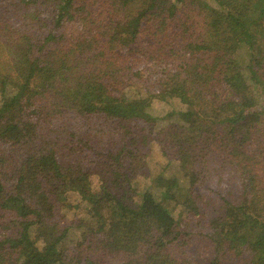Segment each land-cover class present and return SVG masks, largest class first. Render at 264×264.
Here are the masks:
<instances>
[{
	"label": "trees",
	"instance_id": "1",
	"mask_svg": "<svg viewBox=\"0 0 264 264\" xmlns=\"http://www.w3.org/2000/svg\"><path fill=\"white\" fill-rule=\"evenodd\" d=\"M220 254L264 264V0H0V264Z\"/></svg>",
	"mask_w": 264,
	"mask_h": 264
},
{
	"label": "rangeland",
	"instance_id": "2",
	"mask_svg": "<svg viewBox=\"0 0 264 264\" xmlns=\"http://www.w3.org/2000/svg\"><path fill=\"white\" fill-rule=\"evenodd\" d=\"M176 105H177V103H176ZM160 106H162V103L160 105H157V104L154 105V108L152 107L153 108V114L157 115L159 118H163V117H161L162 113H164L166 110ZM167 121H168V119L159 120L157 124L159 126H162V125L164 126L165 124H167ZM146 148L147 147H145V149ZM146 159L148 160V162H146V166L147 165L149 166L148 169H149L150 173H151L150 170L152 168H153L154 172H157V170L159 169V166H162V165L166 164V162H167L166 158H164V155H162L160 146L158 145L157 141H152V143L148 146V148L146 150ZM143 172L144 171H141L139 176L137 175L138 177L136 179L137 180L136 187L139 190H142L143 188H145V186H147L151 183L150 180L147 179L149 177H146L143 174ZM91 180H92L93 187L99 188V186H100V174H93ZM228 193H229L230 197H231V195H235L236 194L235 187H233V186L228 187L226 194H228ZM68 195H69L68 198H69V202H70L71 206L68 209H66L65 215L67 216V218L69 220L70 219L77 220L80 216H82V215L85 216L86 215V214H84L85 213V204L81 201L80 196L78 194H75L72 192H70ZM203 195L205 198V202H207L208 199H207L206 194L203 193ZM208 198H209V196H208ZM210 198L212 199V197H210ZM216 208H217V206H216ZM75 239H76V236H70L68 242H70V241L72 242ZM228 251H231V250L228 249ZM207 254L208 253H206L205 256H207ZM219 256L224 258L223 262L225 264H239V261L235 258L232 261H230V260H228V258L225 254L224 255L220 254Z\"/></svg>",
	"mask_w": 264,
	"mask_h": 264
}]
</instances>
